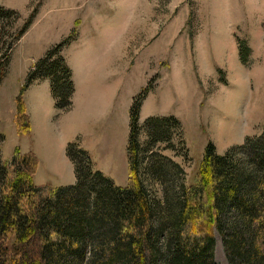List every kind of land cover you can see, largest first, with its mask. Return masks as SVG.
Here are the masks:
<instances>
[{
	"label": "rangeland",
	"instance_id": "374dc122",
	"mask_svg": "<svg viewBox=\"0 0 264 264\" xmlns=\"http://www.w3.org/2000/svg\"><path fill=\"white\" fill-rule=\"evenodd\" d=\"M0 7L15 12L0 17L4 163H10L16 147L27 150L30 140L18 134L15 123L21 87L37 62L66 39L70 41L61 55L71 63L75 78L84 80L83 69L93 66L98 84L94 96L106 93L110 101L115 95L113 111L109 109L98 125V132H105L107 118L110 122L113 117L105 149L85 139V133L81 140L94 170L118 186H126L129 178L130 110L147 87L153 95L139 116L138 138L146 151L140 172L156 191L161 181L147 172L150 165H179L184 172L177 182L196 185L209 142L223 155L264 129V0H0ZM240 45L247 50L243 61ZM86 104L78 88L65 117H77L86 128L107 111L106 106L91 109ZM152 115L176 117L183 142L171 127L168 141L173 149L158 143L145 150L148 135L143 125ZM42 176L54 187L60 182L46 169ZM214 235L215 261L228 264L222 238L216 231Z\"/></svg>",
	"mask_w": 264,
	"mask_h": 264
},
{
	"label": "trees",
	"instance_id": "16d2710c",
	"mask_svg": "<svg viewBox=\"0 0 264 264\" xmlns=\"http://www.w3.org/2000/svg\"><path fill=\"white\" fill-rule=\"evenodd\" d=\"M14 13L0 7V17ZM69 41L49 50L21 87L15 117L19 135L30 133L23 93L35 82L50 81L57 111L72 109V70L61 55ZM245 52L240 45L242 61ZM3 79L0 69V86ZM150 90L145 88L130 110L126 186L94 170L78 140L66 149L74 164L73 185L38 186L32 153L15 148L10 163L0 155V264H217L215 231L228 264H264V129L223 155L209 142L196 185L177 182L184 172L179 165H150L147 172L161 181L156 191L140 172L146 151L139 143V116ZM171 127L183 142L176 117H148L145 148L168 143L166 148L173 149ZM4 139L0 134V144Z\"/></svg>",
	"mask_w": 264,
	"mask_h": 264
},
{
	"label": "crops",
	"instance_id": "0c3cea01",
	"mask_svg": "<svg viewBox=\"0 0 264 264\" xmlns=\"http://www.w3.org/2000/svg\"><path fill=\"white\" fill-rule=\"evenodd\" d=\"M67 61V59H66ZM69 67L71 68V63L67 61ZM93 67V66H92ZM83 69L85 74V79L82 80L81 77L75 78L72 70L73 82L75 87L74 97L77 94L78 88L84 91L87 104L90 108H97L100 105L106 106L107 111L102 114L100 118L95 121H91L90 126L88 124L85 128L83 124L79 121L77 117L74 119H67L66 113L57 111L55 108V100L51 93V84L48 79L38 81L34 83L28 90L25 97L27 114L30 117V133L24 137H27L28 141L27 150H22L23 153H32L38 162L37 172L34 175V182L38 186H50L51 184H46L42 174L44 169H46L53 177L58 179L60 182L58 186L73 185L76 182V177L74 173V164L68 158L66 149L70 142L80 140L82 147L89 154L90 151L83 145V137L81 133L87 134L89 139H92L93 144L97 145L99 149L104 150L110 139V128L112 125V131L114 130L113 117L111 121H108L105 128V132H98L99 122H102L107 115H109L108 110L114 107L115 95L111 96L109 101L105 95L94 96L98 90L97 81L94 78V69ZM95 68V67H94ZM78 82V83H77ZM107 91V90H104ZM153 92H149L146 100L142 104L141 113L145 107L147 100L152 97ZM48 105V107L45 106ZM112 115V114H111ZM75 116V115H74ZM153 116V115H152ZM98 121V122H97ZM96 122V123H95ZM84 134V135H85ZM22 137V136H21ZM104 144H106L104 146ZM91 154V153H90ZM127 156V153H126ZM128 162V159H127ZM66 172V173H65ZM67 175V178H65ZM60 177V179H59ZM65 181V182H63ZM50 187H54L51 185Z\"/></svg>",
	"mask_w": 264,
	"mask_h": 264
}]
</instances>
